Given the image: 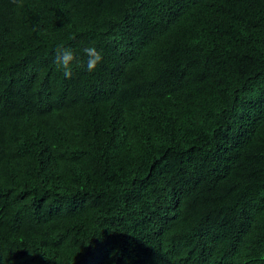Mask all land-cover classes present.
I'll return each instance as SVG.
<instances>
[{"label":"trees","instance_id":"trees-1","mask_svg":"<svg viewBox=\"0 0 264 264\" xmlns=\"http://www.w3.org/2000/svg\"><path fill=\"white\" fill-rule=\"evenodd\" d=\"M0 264H264V0H0Z\"/></svg>","mask_w":264,"mask_h":264},{"label":"clouds","instance_id":"clouds-1","mask_svg":"<svg viewBox=\"0 0 264 264\" xmlns=\"http://www.w3.org/2000/svg\"><path fill=\"white\" fill-rule=\"evenodd\" d=\"M83 53L87 56L86 68L87 71H95L97 66L103 61L102 51L98 50L95 46H88L82 49ZM55 64L58 69L63 71L66 78H71L73 75V67H82L83 64L76 53L68 47L58 45L55 49Z\"/></svg>","mask_w":264,"mask_h":264}]
</instances>
